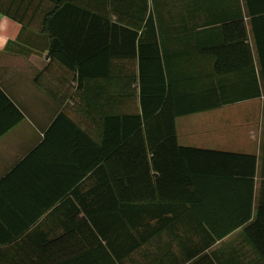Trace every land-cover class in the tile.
I'll return each instance as SVG.
<instances>
[{"label":"crops","instance_id":"0c3cea01","mask_svg":"<svg viewBox=\"0 0 264 264\" xmlns=\"http://www.w3.org/2000/svg\"><path fill=\"white\" fill-rule=\"evenodd\" d=\"M78 5L99 17L98 44L112 24L140 34L151 14L172 110L182 89L187 103L260 95L174 119L178 147L254 157L252 183L169 145L101 163L104 118L141 115L138 60L111 59L107 80L78 87L48 56L52 4L21 0L23 24L0 13V264H264V0L250 13L245 0Z\"/></svg>","mask_w":264,"mask_h":264},{"label":"trees","instance_id":"16d2710c","mask_svg":"<svg viewBox=\"0 0 264 264\" xmlns=\"http://www.w3.org/2000/svg\"><path fill=\"white\" fill-rule=\"evenodd\" d=\"M45 1L52 4L50 11L44 13L41 22V33L45 34L50 40L48 56L50 59L64 65L69 71L77 74L78 87L88 80H107L111 59L137 58L138 60V77L141 85V115L104 118L100 149L101 163L108 162L107 157L112 153L116 154V157L121 153H146L147 151L156 153L160 151L156 147L161 148L169 145L172 151L193 154L197 165L206 162L208 158L205 157L210 156L217 163L229 164L232 169L230 176L247 177L252 183L254 157L178 147L174 119L177 116L201 112L224 104L258 98L260 97L259 94L236 97L220 95L214 102L210 101V97L201 95L196 96L197 100L194 102L190 101L187 103L185 89H182L178 98L179 109H176L174 104V109L172 110L170 106V91H166L167 96H165L166 92L162 81L158 80L159 85H156V79H159L161 75L154 68L156 63L160 61V54L151 14L148 15L140 34L134 30L120 28L112 24L110 35L104 29L101 42L98 44L93 41L94 32L92 30L94 27L93 19H99V17L93 16L90 10L78 5V0ZM245 3L250 13L251 0H245ZM20 9L21 0H12L5 8L0 4L1 14L23 24V16L25 14ZM104 22L108 28V22ZM207 51V54L216 59L214 62V74H217L219 73L218 49ZM204 53L200 52L199 54L203 55ZM144 67L148 68V70H144ZM146 77L148 79L151 78L152 83L150 84L151 87L149 86L145 91ZM209 82L219 84L220 80L207 78L206 83ZM252 82L256 89L257 80L255 75ZM159 108L160 111H157ZM112 123H114V129L111 128ZM155 136L163 142H151L152 137ZM111 143L113 144L111 145ZM242 163L249 165V173L243 172L242 168L245 167L241 166ZM103 165H101L102 168Z\"/></svg>","mask_w":264,"mask_h":264},{"label":"rangeland","instance_id":"374dc122","mask_svg":"<svg viewBox=\"0 0 264 264\" xmlns=\"http://www.w3.org/2000/svg\"><path fill=\"white\" fill-rule=\"evenodd\" d=\"M150 9H151V6H150Z\"/></svg>","mask_w":264,"mask_h":264}]
</instances>
